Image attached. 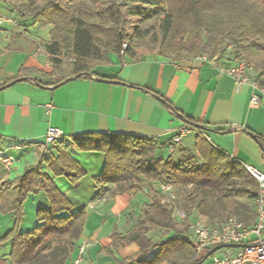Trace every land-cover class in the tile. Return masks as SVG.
<instances>
[{"label": "crops", "instance_id": "obj_1", "mask_svg": "<svg viewBox=\"0 0 264 264\" xmlns=\"http://www.w3.org/2000/svg\"><path fill=\"white\" fill-rule=\"evenodd\" d=\"M33 1L0 0V86L20 78L0 89V156L12 159L8 165L0 160V187L4 181L15 184L24 168L37 164L42 156L55 157L57 148H65L84 169L85 174L72 184L64 176H53L42 163L73 210L85 209L87 213L75 248L63 264H74L81 241L87 246L79 264L137 260L138 246L132 242L113 248L111 234L125 235L138 227L144 230L143 206L152 196L158 198L159 181L142 177L137 192L94 198V178L101 174L105 157L98 151L79 150L71 141L74 135L112 132L150 137L159 145L158 155H171L177 161L181 147L195 152V137L200 132L213 147L241 165L264 171V102L250 101L249 84L237 91L230 76L195 57L177 60L150 51L137 52L135 56L109 53L107 62H90L88 71H80L79 76L73 74V67L70 72L64 69L63 63L54 73L46 52L52 25L30 15ZM251 74L256 76V70ZM63 77L60 84H50ZM166 102L206 127L199 131L189 127L173 152L172 138L185 123ZM49 126L64 133L55 144L44 142ZM190 133L194 134L192 145L183 144ZM107 187L111 189L112 185ZM49 207L44 190L29 193L22 206L19 230L36 227V212ZM174 217L181 223L175 214ZM254 218L255 212L246 225L252 224ZM13 221L12 212L0 213V237ZM161 232L153 229L147 235L157 240L163 238L159 236ZM8 256L9 241H5L0 244V264H13Z\"/></svg>", "mask_w": 264, "mask_h": 264}, {"label": "trees", "instance_id": "obj_2", "mask_svg": "<svg viewBox=\"0 0 264 264\" xmlns=\"http://www.w3.org/2000/svg\"><path fill=\"white\" fill-rule=\"evenodd\" d=\"M58 1L34 0L29 5L36 21L52 25L46 52L54 73L65 54L75 58V75L88 71L90 62H107L109 53L120 54L122 42L127 45L124 53L130 56H135L136 49L146 41L157 46L155 54L186 59L204 49L203 34L208 33L211 54L222 53L224 43L229 41L245 51L246 61L264 80V0H151L158 4L154 9L148 3L132 0H100V7L80 2L82 7L70 10ZM126 14L141 21L159 17L160 37L156 38L151 26L143 29L136 25L128 31L124 26ZM63 79L50 84L58 85ZM166 103L185 125L198 131L206 128ZM71 141L79 150L104 154L103 170L94 178V198L137 192L142 177L170 183L178 204L188 214L195 211L213 225H220L229 217L248 224L254 217L255 178L236 159L213 147L200 132L195 137V152L181 147L177 161L171 155H158V143L146 136L87 132L72 136ZM44 162L53 176H64L72 184L85 174L65 148H57L55 157L42 156L37 164L25 167L15 184H1L0 213L12 212L14 221L0 237V244L9 241L8 257L13 264H63L74 250L86 220V210H73L66 195L43 170ZM108 185H112L111 189ZM38 189L44 190L50 207L38 210L39 224L22 232L19 226L23 203L29 193ZM142 224L144 230L138 227L125 235L111 234L113 248L132 242L138 246L137 260H118L119 264H195L208 251L195 255L190 236L183 234L189 231L187 221L178 223L172 206L155 196L143 206ZM153 229L167 234L155 240L147 235ZM105 251L110 252L109 248Z\"/></svg>", "mask_w": 264, "mask_h": 264}, {"label": "built area", "instance_id": "obj_3", "mask_svg": "<svg viewBox=\"0 0 264 264\" xmlns=\"http://www.w3.org/2000/svg\"><path fill=\"white\" fill-rule=\"evenodd\" d=\"M1 23L2 19H0ZM123 46L125 47L126 44L124 43ZM194 57V59L215 68L218 72L230 76L237 91L240 90L243 84H249L252 88L250 96L252 103L264 102L263 78L251 74L255 69L253 64L246 61L241 50L237 49L233 43H229L220 54L200 53ZM189 127L187 125L180 127L173 136L172 146H170L171 152L175 151L176 145H179ZM63 137L64 133L60 128L49 126L44 135V142L45 144H55ZM0 160L8 165L12 159L9 156H0ZM244 167L257 182V192L254 198L255 218L252 224L246 225L235 217H229L220 225H213L206 218L199 215L193 221L187 222L196 256L217 244H246L244 247L235 248L222 255L214 252L211 254L210 264H264V171L248 164ZM158 199L163 204H170L175 216L181 221H189V214L178 204L176 192L170 183H158ZM86 246L85 241L79 243L77 257L73 260L74 264L80 263Z\"/></svg>", "mask_w": 264, "mask_h": 264}, {"label": "rangeland", "instance_id": "obj_4", "mask_svg": "<svg viewBox=\"0 0 264 264\" xmlns=\"http://www.w3.org/2000/svg\"><path fill=\"white\" fill-rule=\"evenodd\" d=\"M80 2L82 3H85L87 5H95L96 7H100L101 6V1L100 0H59L58 3L61 5V6H65L66 8H68L69 10L74 7V8H77L79 6H83L80 4ZM133 3H144L145 5L147 4L148 6H150L152 9H154V7H156L158 4L157 2H153V1H146V0H132ZM73 9V8H72ZM158 24H159V17L157 16H154L153 18H151L150 20H145V21H141L140 18L138 17H135V16H131V15H128L126 14L125 15V23H124V26L125 28L128 30V31H131L132 30V27H135L136 25H139L141 28L143 29H146L147 27H150V29L153 31H155V35H156V38H159L160 36V33L158 32ZM208 41H209V34L208 33H204L203 34V42L201 44V48H204L202 50H199L197 52H195L194 54L190 55L189 57H194L200 53H210L209 50H208ZM126 44V42H122V45H121V51H120V54L124 53L127 45L124 47L123 44ZM230 42L229 41H226L223 45V48L225 49L228 44ZM157 49V46H153V45H150L148 43H146V41L142 44L141 47H138L136 49V53L137 52H140V53H144V52H155ZM223 49V50H224ZM241 53L243 54V56L246 58V53L244 50H241ZM171 56V55H169ZM173 58V56H171ZM75 60V58L73 56H70V55H67L65 54L63 56V65H64V69H68V71L70 72L72 70V64H73V61ZM193 133H190L187 137L184 138L183 140V144H189V145H192L193 143ZM193 148V147H192ZM168 156V155H167ZM166 156V157H167ZM195 218V215L194 213H191L189 214V221H187L188 223L193 221ZM167 234V232H161L159 234L160 237H164L165 235ZM170 234V233H169ZM185 236H190L191 234V231H185L183 233ZM235 248H229V247H222L220 249H218L216 251L217 254L219 255H222L223 253H227L231 250H234ZM211 256H208L207 258L204 259L203 263L202 264H208L210 261H211Z\"/></svg>", "mask_w": 264, "mask_h": 264}, {"label": "water", "instance_id": "obj_5", "mask_svg": "<svg viewBox=\"0 0 264 264\" xmlns=\"http://www.w3.org/2000/svg\"><path fill=\"white\" fill-rule=\"evenodd\" d=\"M76 76H79L78 74ZM98 80H102V81H107L106 79L104 78H97ZM18 80H20V78L18 79H15L13 81H10L9 83L5 84V85H2L0 86V89L6 87V86H10L12 85L13 83L17 82ZM246 246V244L244 243H223V244H217L215 246H213L212 248H210L207 253L205 254V257L204 258H207L208 256H210L211 254H213L214 252H216L218 249L222 248V247H229V248H240V247H244ZM202 261H199L195 264H200Z\"/></svg>", "mask_w": 264, "mask_h": 264}]
</instances>
